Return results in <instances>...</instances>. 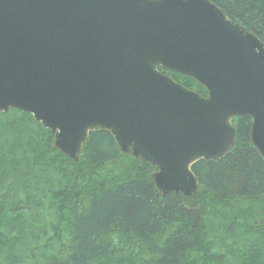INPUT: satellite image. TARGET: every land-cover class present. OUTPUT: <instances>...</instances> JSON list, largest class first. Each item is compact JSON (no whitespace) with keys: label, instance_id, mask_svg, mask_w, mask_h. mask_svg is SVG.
<instances>
[{"label":"water","instance_id":"water-1","mask_svg":"<svg viewBox=\"0 0 264 264\" xmlns=\"http://www.w3.org/2000/svg\"><path fill=\"white\" fill-rule=\"evenodd\" d=\"M191 76L205 98L159 71ZM30 113L75 156L107 130L191 195V166L224 156L236 116L264 156V48L210 0H0V112Z\"/></svg>","mask_w":264,"mask_h":264},{"label":"trees","instance_id":"trees-1","mask_svg":"<svg viewBox=\"0 0 264 264\" xmlns=\"http://www.w3.org/2000/svg\"><path fill=\"white\" fill-rule=\"evenodd\" d=\"M210 1L264 48V0ZM158 69L208 95L191 76ZM232 124L234 144L192 164L197 188L186 196L162 193L155 167L107 130L91 131L69 157L31 114L0 113V264H221L228 252L235 264H264V156L252 118Z\"/></svg>","mask_w":264,"mask_h":264},{"label":"rangeland","instance_id":"rangeland-1","mask_svg":"<svg viewBox=\"0 0 264 264\" xmlns=\"http://www.w3.org/2000/svg\"><path fill=\"white\" fill-rule=\"evenodd\" d=\"M261 220H263V218H261ZM261 220L259 219L258 220V222L260 223L261 222ZM264 221V220H263ZM263 221L261 222V223H263ZM218 236V239L220 240V242H225V241H229V238L227 237V235H224L223 233H221V232H219L218 234H217ZM217 239V240H218ZM116 240V239H115ZM240 241H241V239H236V241L234 242L235 243V245L233 246V247H235V246H238V244H240ZM215 250H217L216 252L217 253H220L221 252V250H219V247L218 246H215ZM235 253L234 252H232V253H227V256H225L226 257V259L223 261V263L221 262V264H235Z\"/></svg>","mask_w":264,"mask_h":264}]
</instances>
